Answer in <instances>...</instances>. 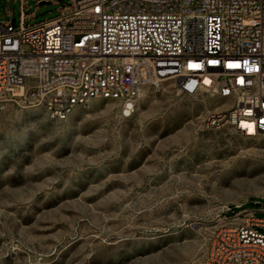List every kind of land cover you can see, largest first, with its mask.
I'll return each mask as SVG.
<instances>
[{
  "label": "rangeland",
  "instance_id": "1",
  "mask_svg": "<svg viewBox=\"0 0 264 264\" xmlns=\"http://www.w3.org/2000/svg\"><path fill=\"white\" fill-rule=\"evenodd\" d=\"M67 3L26 0V25ZM7 9L18 23L20 0H0V24ZM230 102L167 79L142 87L128 118L103 99L62 121L10 106L0 120V264H190L234 205L264 217V133L204 126Z\"/></svg>",
  "mask_w": 264,
  "mask_h": 264
},
{
  "label": "built area",
  "instance_id": "2",
  "mask_svg": "<svg viewBox=\"0 0 264 264\" xmlns=\"http://www.w3.org/2000/svg\"><path fill=\"white\" fill-rule=\"evenodd\" d=\"M25 10L20 0L19 22L7 9L0 24V120L27 103L62 121L93 99L128 118L142 87L171 79L185 95L231 99L205 128L264 133V0H68L32 25ZM242 206L190 264H264V217Z\"/></svg>",
  "mask_w": 264,
  "mask_h": 264
},
{
  "label": "bare ground",
  "instance_id": "3",
  "mask_svg": "<svg viewBox=\"0 0 264 264\" xmlns=\"http://www.w3.org/2000/svg\"><path fill=\"white\" fill-rule=\"evenodd\" d=\"M140 93H141V90H140ZM228 105V104H227ZM218 108H220V106L219 105H216L215 107H214V109H218ZM258 134H256V135H254V136H257ZM253 136V137H254Z\"/></svg>",
  "mask_w": 264,
  "mask_h": 264
},
{
  "label": "water",
  "instance_id": "4",
  "mask_svg": "<svg viewBox=\"0 0 264 264\" xmlns=\"http://www.w3.org/2000/svg\"><path fill=\"white\" fill-rule=\"evenodd\" d=\"M50 3V1H42L41 4Z\"/></svg>",
  "mask_w": 264,
  "mask_h": 264
}]
</instances>
